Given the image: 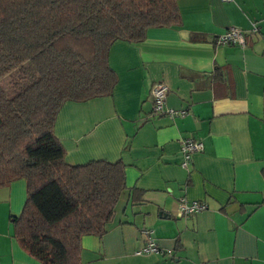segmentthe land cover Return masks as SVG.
Returning <instances> with one entry per match:
<instances>
[{
	"label": "crops",
	"instance_id": "obj_1",
	"mask_svg": "<svg viewBox=\"0 0 264 264\" xmlns=\"http://www.w3.org/2000/svg\"><path fill=\"white\" fill-rule=\"evenodd\" d=\"M177 3L181 26L111 45V95L67 101L55 119L65 162L125 167L114 218L101 236L81 238V264H264V0ZM229 27L245 32V46L217 43ZM157 81L173 116L152 112ZM188 137L203 149L183 167ZM182 197L207 208L179 217ZM25 199L24 178L0 187V264H41L13 234ZM144 228L163 254H135Z\"/></svg>",
	"mask_w": 264,
	"mask_h": 264
},
{
	"label": "trees",
	"instance_id": "obj_2",
	"mask_svg": "<svg viewBox=\"0 0 264 264\" xmlns=\"http://www.w3.org/2000/svg\"><path fill=\"white\" fill-rule=\"evenodd\" d=\"M181 24L177 0H0V82L23 66L30 77L11 96L0 84V187L25 179L10 220L41 264H81V238L106 231L125 189L120 160L65 162L54 132L61 106L112 94L115 41Z\"/></svg>",
	"mask_w": 264,
	"mask_h": 264
},
{
	"label": "built area",
	"instance_id": "obj_3",
	"mask_svg": "<svg viewBox=\"0 0 264 264\" xmlns=\"http://www.w3.org/2000/svg\"><path fill=\"white\" fill-rule=\"evenodd\" d=\"M253 31L256 27L253 26ZM217 43L222 45L236 44L240 46H245L246 38L245 32L237 27H229L223 34L217 36ZM168 92V86L161 81H157L152 85L151 96H152V112L156 115L167 114L169 116L175 115L177 112L165 105V98ZM203 149V143L201 140L193 138H184L181 140V165L183 167H188L191 162L192 155L195 152H199ZM207 208V205L203 201L199 200H187L184 197L179 199L177 214L178 216L198 213ZM142 233L146 237V243L135 250V254H163L164 252L159 248L156 241L153 238L152 231L149 228H144Z\"/></svg>",
	"mask_w": 264,
	"mask_h": 264
},
{
	"label": "rangeland",
	"instance_id": "obj_4",
	"mask_svg": "<svg viewBox=\"0 0 264 264\" xmlns=\"http://www.w3.org/2000/svg\"><path fill=\"white\" fill-rule=\"evenodd\" d=\"M9 79V78H8ZM10 85L12 84L11 89H6L7 93L11 96L18 92L20 89L24 88L30 81L29 73L25 66L19 68L18 72H15L14 75L10 78Z\"/></svg>",
	"mask_w": 264,
	"mask_h": 264
}]
</instances>
